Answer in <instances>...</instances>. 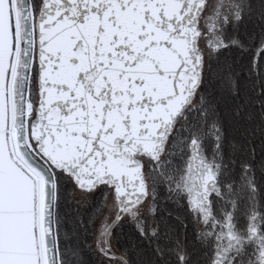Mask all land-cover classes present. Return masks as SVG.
<instances>
[{
  "label": "snow or ice",
  "instance_id": "obj_1",
  "mask_svg": "<svg viewBox=\"0 0 264 264\" xmlns=\"http://www.w3.org/2000/svg\"><path fill=\"white\" fill-rule=\"evenodd\" d=\"M0 264H264V0H0Z\"/></svg>",
  "mask_w": 264,
  "mask_h": 264
},
{
  "label": "trees",
  "instance_id": "obj_2",
  "mask_svg": "<svg viewBox=\"0 0 264 264\" xmlns=\"http://www.w3.org/2000/svg\"><path fill=\"white\" fill-rule=\"evenodd\" d=\"M85 208H86V206H85Z\"/></svg>",
  "mask_w": 264,
  "mask_h": 264
}]
</instances>
